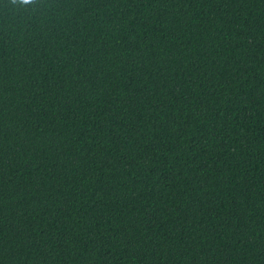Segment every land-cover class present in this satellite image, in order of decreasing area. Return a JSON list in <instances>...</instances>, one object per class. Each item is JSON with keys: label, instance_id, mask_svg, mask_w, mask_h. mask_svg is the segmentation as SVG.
<instances>
[{"label": "trees", "instance_id": "obj_1", "mask_svg": "<svg viewBox=\"0 0 264 264\" xmlns=\"http://www.w3.org/2000/svg\"><path fill=\"white\" fill-rule=\"evenodd\" d=\"M0 264H264V0H0Z\"/></svg>", "mask_w": 264, "mask_h": 264}, {"label": "clouds", "instance_id": "obj_2", "mask_svg": "<svg viewBox=\"0 0 264 264\" xmlns=\"http://www.w3.org/2000/svg\"><path fill=\"white\" fill-rule=\"evenodd\" d=\"M21 4H33L34 0H19Z\"/></svg>", "mask_w": 264, "mask_h": 264}]
</instances>
